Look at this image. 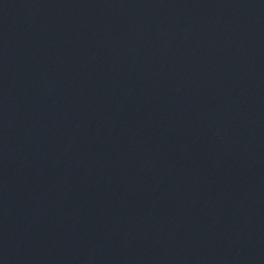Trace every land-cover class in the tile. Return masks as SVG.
I'll list each match as a JSON object with an SVG mask.
<instances>
[{
    "label": "water",
    "instance_id": "1",
    "mask_svg": "<svg viewBox=\"0 0 264 264\" xmlns=\"http://www.w3.org/2000/svg\"><path fill=\"white\" fill-rule=\"evenodd\" d=\"M0 264H264V0H0Z\"/></svg>",
    "mask_w": 264,
    "mask_h": 264
}]
</instances>
